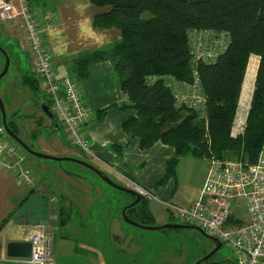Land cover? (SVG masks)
Wrapping results in <instances>:
<instances>
[{
	"label": "trees",
	"instance_id": "obj_1",
	"mask_svg": "<svg viewBox=\"0 0 264 264\" xmlns=\"http://www.w3.org/2000/svg\"><path fill=\"white\" fill-rule=\"evenodd\" d=\"M90 2L109 9L97 16L95 26L117 27L121 39L109 50L75 59L73 72L79 80L85 79L92 64L106 60L113 63L121 90L129 100L121 107L135 111V116L124 124L125 130L139 138L142 150L158 142L175 149L161 183L173 177L180 159L189 155L197 159L232 160L239 157L243 148V160L256 163L264 147V0ZM192 31L225 35L227 47L212 62L194 61L189 38ZM252 57L260 61L251 109L243 138L234 140L230 131ZM194 74L205 99L204 115L177 105L168 85L170 79L193 84ZM21 83L36 97L42 95L40 80L34 74L21 75ZM39 100L40 108L45 103L52 109V103ZM107 111L100 113L105 115ZM8 124L18 136L15 123L11 120ZM127 214L144 226L153 222L144 200L129 208Z\"/></svg>",
	"mask_w": 264,
	"mask_h": 264
},
{
	"label": "crops",
	"instance_id": "obj_2",
	"mask_svg": "<svg viewBox=\"0 0 264 264\" xmlns=\"http://www.w3.org/2000/svg\"><path fill=\"white\" fill-rule=\"evenodd\" d=\"M31 9L39 18L40 25L44 29L45 45L52 54V65L57 76L70 78L79 84L85 105L92 114V120L85 128L87 138L91 141L90 155L83 154L68 142L73 148L71 151L97 164L102 168L101 171L104 174H108V177L112 175L118 180L120 182V184L117 183L118 185L127 188L129 180H132L142 188L151 191L153 197L150 199L142 198V200L146 201L153 216V225L177 224L175 214L167 205L171 204L189 209L199 200L211 166V159H202L208 163V167L202 171V179L199 185L193 187L182 183L185 174V171L180 168L183 166L182 163L199 160L191 155L181 158L176 166L175 175L161 183L167 174V163L175 156V149L158 142L152 148L142 150L139 138L133 137L125 130L124 124L135 116V111L129 107H121L129 104V100L121 90L113 63L106 60L92 64L89 67V76L85 79L79 80L73 72L75 59L84 54L109 50L121 39V31L117 27L102 29L95 26L97 16L108 12L109 9L96 7L90 0H33ZM45 14H51L54 17L50 27H47L44 20ZM0 24V37L3 40V44L0 43V46H9L8 54L11 56L7 55L11 61L12 59L14 61L15 75L20 79V83L21 75L27 73L34 74L39 79L22 21L3 22L0 20ZM256 60L258 59L256 58ZM246 81L247 77L242 88L245 93ZM21 85L23 84L21 83ZM19 92L21 91L19 90ZM16 110H22V107L18 105ZM102 110L108 111L102 115L100 113ZM90 161L87 162L90 163ZM59 172L64 173L69 178L67 180L71 182L70 184L66 180L60 179V182L66 184V187L62 186L65 187L62 188V195L65 200L63 202H60L56 195L50 194L51 191L45 184L39 186L38 182L35 187L26 188L15 174L10 172L3 163H0V225L5 224V228L13 223L23 226L27 224L23 206H19L27 196L28 190H34L35 193L39 192L45 197L44 201H48L51 208L47 209L46 205L43 207L50 216V222L56 224L55 227L67 228L70 226L72 216L69 213L72 209H76L83 216L80 231L84 237L86 232V235H89L92 216L101 207V200L95 198V195L98 192L102 193V188L89 180L86 175L75 171L59 170ZM72 183L77 189L75 193L73 192L75 189L71 186ZM85 187H88L90 192L85 191L84 193ZM101 193L99 195L102 196V200L103 197H107V201H110V198L116 200L111 193ZM128 196L131 197V200H125L124 208L135 201L133 196L129 194ZM116 201L112 213L109 214L112 218L109 232L114 223H117L115 227L118 226V219H116L118 203ZM43 203L45 204V202ZM42 210L40 209L38 212ZM99 210L96 214L101 211ZM29 214L34 218L32 211ZM64 216L66 218H63ZM64 219L65 221H63ZM114 220L115 222H113ZM35 222L31 221L30 225L34 226ZM49 233L52 235L51 231ZM11 242L24 241L9 239V243ZM7 262L9 263L8 260Z\"/></svg>",
	"mask_w": 264,
	"mask_h": 264
},
{
	"label": "built area",
	"instance_id": "obj_3",
	"mask_svg": "<svg viewBox=\"0 0 264 264\" xmlns=\"http://www.w3.org/2000/svg\"><path fill=\"white\" fill-rule=\"evenodd\" d=\"M32 1L0 0V20L22 21L41 89L50 96L52 111L64 128L70 144L83 154L90 155L91 141L85 128L90 124L92 114L85 105L79 84L70 78L57 76L52 65V54L45 45L44 29L31 9ZM44 20L50 27L54 17L45 14ZM189 38L194 61L201 59L212 62L228 44L225 35L217 36L209 32L192 31ZM256 58L259 63L260 59ZM168 85L177 105L193 108L200 115L205 114V99L196 74L193 84L170 79ZM243 91L230 131L234 140L242 139L245 134L254 86L246 95ZM243 153L241 148L237 159H211L201 196L189 209L171 204L167 207L180 224L202 230L207 236L226 244L234 254L236 264H264V147L253 164L243 160ZM25 157L26 152L11 140L0 123V163L15 174L26 188H33L37 178L24 167ZM127 189L135 191L141 198L153 197L151 191L132 180H129ZM23 236V241L31 245V255L29 258H18L15 263L55 264L51 234L45 227L27 226Z\"/></svg>",
	"mask_w": 264,
	"mask_h": 264
},
{
	"label": "rangeland",
	"instance_id": "obj_4",
	"mask_svg": "<svg viewBox=\"0 0 264 264\" xmlns=\"http://www.w3.org/2000/svg\"><path fill=\"white\" fill-rule=\"evenodd\" d=\"M0 43L3 44L1 37ZM1 47L7 54L9 53L8 45ZM250 63H258L256 57H252ZM4 66L5 56L4 53L0 52V74ZM27 66L30 68L29 64ZM15 72V65L12 59L8 74L0 82V96L6 112L10 116L8 118L9 123L12 120V115H16L14 117L15 120L13 119L12 122L17 126L18 137L37 153L60 158L77 157L90 161L71 151L73 148L68 143L64 128L60 127L58 130L51 129L52 121L39 106V98L51 103L50 96L42 92L39 98L36 97L29 88L21 85L20 79L15 75ZM252 84L254 85V82ZM252 84H250L251 89L253 87ZM18 105L22 107V110L15 111ZM0 123H2L1 111ZM22 150L25 151L24 149ZM90 163L92 162L90 161ZM92 164L99 170L102 169L97 164ZM182 165L180 168L185 171L182 183L193 187L199 185L202 179V171L205 167H208V163L199 159L191 162L186 161ZM24 167L31 170L36 176L39 186L45 184L51 191L50 194L59 197L60 202L65 201L62 195V188L66 187V184L60 182V179L62 178L70 184L71 182L59 170H64L65 172L75 171L76 173L86 175L89 177V180L100 185L102 188V193L98 192L95 195V198L101 200V207L99 206L101 211L97 209L92 216L93 220L90 218L91 231L89 235H86V232L84 237V234L81 233L80 225L83 223V216L76 209H72L69 213L72 219L70 221L68 218L70 226L67 228L45 227L46 230L48 229L52 232V254L55 264H198L216 248L214 241L194 227L180 230L148 231L125 223L122 216V211L124 210L123 203L125 200H131V197L126 193L111 188L94 172L84 170L76 163L62 162L60 164L54 161L39 159L26 153ZM190 170L192 171L190 172ZM109 178L116 184H120L112 175ZM71 186L74 188L75 184L72 183ZM74 189L73 192L75 193L77 189ZM30 191L28 190V194ZM85 191L90 192L88 187L84 188L83 192L85 193ZM104 192L111 193L118 201L113 198L107 201V197H103L102 200V196L99 193L103 194ZM44 200L45 197L36 192L23 205L24 215L30 213V211L33 212L36 220L30 215V221L35 222L38 220L40 215L38 210L45 209V205L47 209L51 208L48 201ZM115 201L118 203L116 207L118 226L115 227L117 223H114V227L112 226L109 232V225L112 219L109 214L112 213ZM111 202L112 205H110ZM98 210L100 212L96 214ZM63 218L66 217L64 216ZM149 223L151 225L148 226H156L151 221ZM26 227L13 223L0 230V264H17L15 263L16 259L10 258L7 255L6 248L9 239L24 240L23 231ZM201 264H236V259L230 248L226 244H223L222 248L209 262H202Z\"/></svg>",
	"mask_w": 264,
	"mask_h": 264
},
{
	"label": "water",
	"instance_id": "obj_5",
	"mask_svg": "<svg viewBox=\"0 0 264 264\" xmlns=\"http://www.w3.org/2000/svg\"><path fill=\"white\" fill-rule=\"evenodd\" d=\"M0 52L4 53V56H5V66L3 68V71L0 74V82H1V80L9 72L11 60H10L9 56L7 55V53L3 50V48L1 46H0ZM41 110L52 121L53 127L51 129L52 130H58L61 127V125H60V122H59L58 118L56 117V115L54 114L52 109L50 108V106H48L45 103H42L41 104ZM0 111H1V116H2V124L5 127L8 135L10 136V138L14 142H16L28 154H30L32 156H35V157H37L39 159L54 161V162H57V163H60V164L62 162H72V163H76V164L82 165L83 167H86L87 169H90L92 172H94L103 182H105L111 188L133 196L135 198V201L133 203H131L129 206L125 207L124 210L122 211V216H123V220H124L125 223H127L129 225H132V226H136L137 228H143V229L148 230V231H163V230H170V229L180 230V229L192 228L190 226L183 225V224H167V225H164V226H144V225L132 220L128 216L127 210L129 208L136 207L142 201V198L135 191H132L130 189H127L125 187H122V186L116 184L106 174H104V172H102L101 170H99L98 168H96L95 166L90 164L89 162H85V161H82V160H79V159H76V158H72V157H62V158L54 157V156L45 155V154H41V153H37V152L33 151L9 127L8 118L10 116L6 112V109H5L4 103H3L2 99H1V96H0ZM15 116L16 115L13 114L11 118H14ZM34 193H35L34 190L30 191L28 196H26L22 200V202L20 203L19 207H22ZM25 219L27 220V224H25V226L30 225L31 221H30V214L29 213L26 214ZM50 221H51L50 220V216L47 213V210L43 209V211L40 212L38 220L35 222L34 225H39L41 227H55L56 224L52 223ZM4 226H5V224H1L0 225V230L3 229ZM200 231L203 232L202 230H200ZM207 237L209 239H211L212 241H214V243L216 244V248L206 258H204L202 262H208L222 248V243L220 241H218L217 239L211 238L209 236H207ZM7 255L10 258H14V259L29 258L30 255H31V245L29 243H26V242H11V243H9L7 245ZM202 262H199L198 264H201Z\"/></svg>",
	"mask_w": 264,
	"mask_h": 264
},
{
	"label": "bare ground",
	"instance_id": "obj_6",
	"mask_svg": "<svg viewBox=\"0 0 264 264\" xmlns=\"http://www.w3.org/2000/svg\"><path fill=\"white\" fill-rule=\"evenodd\" d=\"M257 69H258V63H256V64L250 63L249 71L247 74V81H246V84H247L246 85V93L243 91L244 95H246L248 93V91L251 90L250 84H252L255 80Z\"/></svg>",
	"mask_w": 264,
	"mask_h": 264
},
{
	"label": "flooded vegetation",
	"instance_id": "obj_7",
	"mask_svg": "<svg viewBox=\"0 0 264 264\" xmlns=\"http://www.w3.org/2000/svg\"><path fill=\"white\" fill-rule=\"evenodd\" d=\"M8 123H9V121H8ZM76 159H79V160H82V161H85L84 159H82V158H77L76 157ZM85 162H87V161H85ZM77 165H79V164H77ZM81 168H83L84 170H90V169H87L86 167H83L82 165H79ZM65 170H68V169H65ZM128 211V210H127ZM129 216H135L134 214H130L129 213ZM177 224H180V223H177ZM223 245V244H222ZM209 262V261H208Z\"/></svg>",
	"mask_w": 264,
	"mask_h": 264
}]
</instances>
